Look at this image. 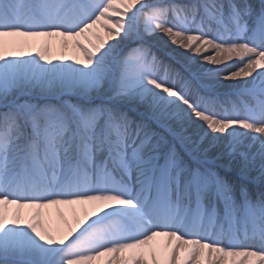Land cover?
I'll list each match as a JSON object with an SVG mask.
<instances>
[{"label": "snow or ice", "instance_id": "6c2138e0", "mask_svg": "<svg viewBox=\"0 0 264 264\" xmlns=\"http://www.w3.org/2000/svg\"><path fill=\"white\" fill-rule=\"evenodd\" d=\"M0 264H264V0H0Z\"/></svg>", "mask_w": 264, "mask_h": 264}]
</instances>
